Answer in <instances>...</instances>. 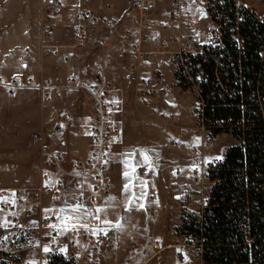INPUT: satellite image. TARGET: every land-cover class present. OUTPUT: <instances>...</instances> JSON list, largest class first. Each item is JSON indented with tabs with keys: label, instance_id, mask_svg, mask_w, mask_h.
Listing matches in <instances>:
<instances>
[{
	"label": "rangeland",
	"instance_id": "1",
	"mask_svg": "<svg viewBox=\"0 0 264 264\" xmlns=\"http://www.w3.org/2000/svg\"><path fill=\"white\" fill-rule=\"evenodd\" d=\"M61 1L65 12L54 15L53 0H0V74L13 76L29 72L63 76L78 74L85 63H97L104 67L113 82L112 98L117 106L115 123L119 137L112 153V188L110 193H105H109V197L118 195L120 199L116 204L102 199L100 207L127 209V237L120 234L111 241L113 233L106 228H98L103 222L101 220L112 221L108 220V210L97 215L92 202L84 208H77L76 191H70L67 196L66 217H60L52 208L58 198L45 196L42 200L45 212L54 214L61 225L64 220L67 226L68 255L75 256L87 246L84 236L79 238L82 239L80 246L72 245L70 231L73 225H84L90 216H95L98 224L94 234L104 243L81 264H204L200 256L202 248L186 245L176 228L184 211L197 208V201L191 199L196 193L195 186L200 192L211 186L207 179L200 185L196 184L193 165L201 170L202 163L212 160L220 155L221 149L229 147L231 138L220 135L216 141H211L192 131L197 127V120L192 115L197 91L175 87L168 63L153 61L142 63L139 71L135 69L126 44L125 32L129 25L126 20L116 25L107 22L85 24L78 46L81 54L79 63L65 62V48L60 46L76 42V35L80 32L79 12L86 8V1L91 8H97L101 0ZM112 1L115 14L122 16L133 0ZM239 1L246 2L264 21V0ZM188 2L194 10V29L205 36L210 24L206 8L201 0ZM157 68L162 70L156 73H159L160 84L166 92L158 98L144 101L137 90L138 75L149 76ZM150 83L155 85L153 79ZM55 105L44 101L33 91L14 95L0 92V197H12L13 193L14 196H30L31 190L40 185L46 169L43 146L63 151L67 170H70L72 159L89 155V125L80 102L76 101L78 111L74 126L63 135L55 132L51 122ZM162 108L174 117L160 116ZM185 129L188 132L184 133ZM36 134L42 136V141H34ZM140 167L145 172L143 178L136 172ZM87 182V188L82 191L90 196L92 178ZM71 185L67 188L70 189ZM125 185H128L127 191ZM155 241L158 245H154ZM185 256L188 258L186 262Z\"/></svg>",
	"mask_w": 264,
	"mask_h": 264
},
{
	"label": "built area",
	"instance_id": "2",
	"mask_svg": "<svg viewBox=\"0 0 264 264\" xmlns=\"http://www.w3.org/2000/svg\"><path fill=\"white\" fill-rule=\"evenodd\" d=\"M235 1L238 9L243 7L255 13L249 5ZM169 2L170 5L168 0H133L128 10L122 16H117L112 0H101L97 8H91L86 1V8L79 12L80 32L76 35V42L66 47L60 46L65 48L64 61L79 63L80 35L88 22L116 25L121 20H126L129 24L125 32L126 44L135 69L139 71L142 63H168L175 87L183 91H197L192 114L197 120V127L192 131L203 134L211 141H216L220 135H228L232 141L229 146L237 144L239 141L230 133H214V126L205 116L206 99L202 93L205 77L202 63H208L214 54L219 55V61L223 57L226 49L224 26H230L232 41L239 50H244L243 40L236 33L238 27L224 13L223 6L227 5V0H201L210 19L205 36L194 29V10L188 0ZM162 4H165L163 8L160 7ZM52 5V14L61 15L65 12L61 0H53ZM236 14L239 21L245 17L241 12ZM256 17L259 18L257 14ZM259 20L263 22L261 18ZM209 37L212 38L211 42H207ZM213 43L219 47H213ZM154 71L149 76L138 75L137 90L144 101L147 98H158L166 92V88L160 84L162 80L159 73H156L162 70L157 68ZM152 79L155 85H151ZM113 88V82L108 78L104 67L97 63H85L78 74L63 76L29 72L13 76L0 74V92L14 95L33 91L44 101L56 103L51 122L57 134L63 135L74 126L73 120L78 111L76 101H79L80 108L86 112L92 145L86 158L71 160L70 170L64 166L66 157L63 151L49 150L43 146V164L46 169L42 173L40 185L31 190L30 196L0 197L7 198L6 202L0 201V224L8 222L6 227L0 226V264H51L56 257L65 256L64 251H60L64 245L62 225L54 214L45 212L42 201L45 196L57 199L71 183L75 188L83 190L88 178H92V194L87 196L81 191L77 195L76 207L84 208L89 201L95 199V194L111 190L112 153L119 137L115 123L117 106L112 98ZM167 111L165 108L159 110L160 116L172 119L174 115ZM186 132L187 129L184 130ZM34 141H42V136L34 135ZM216 165L217 162L202 163L201 170L194 173L196 184L209 180V171ZM136 172L143 178L145 172L142 167L137 168ZM97 224V218L90 216L84 225H73V234L76 237H86L84 241L87 246L82 247L75 256L65 257L81 264L85 257L98 251L104 242L94 234ZM183 241L188 246L203 247L191 235L184 236ZM154 245H158V241ZM45 246L51 249L49 253L44 252Z\"/></svg>",
	"mask_w": 264,
	"mask_h": 264
},
{
	"label": "trees",
	"instance_id": "3",
	"mask_svg": "<svg viewBox=\"0 0 264 264\" xmlns=\"http://www.w3.org/2000/svg\"><path fill=\"white\" fill-rule=\"evenodd\" d=\"M244 50L224 26L226 49L202 63L205 116L214 133L239 142L209 171L213 182L200 212H183L176 232L202 244L204 264H264V21L235 0L223 6ZM237 12L245 15L239 21ZM51 264H76L59 256Z\"/></svg>",
	"mask_w": 264,
	"mask_h": 264
},
{
	"label": "crops",
	"instance_id": "4",
	"mask_svg": "<svg viewBox=\"0 0 264 264\" xmlns=\"http://www.w3.org/2000/svg\"><path fill=\"white\" fill-rule=\"evenodd\" d=\"M242 2L246 3L244 1H242ZM168 4L170 5L169 0H168ZM90 141H91V139H90ZM90 149H91V147H90ZM225 152H226V150L221 149L220 155H217V156H222L224 158ZM87 183L88 182H86L85 187L88 186ZM210 183L212 186L213 182L210 181ZM90 185H92V184H90ZM211 186L208 188V190L206 188H203V191H201V192L199 191L200 189H198V187L195 186L196 187L195 188L196 193L191 197V199H193L194 201H197V204H195L197 208H191L192 210H190V212H200L203 209V207H205L207 205L208 198H209V191H210ZM85 187H84V191H85ZM70 191H76L75 194L78 195L82 190L75 188L73 185H71L70 189L69 188L65 189L63 195L58 198V202H55V206L52 205V208L54 210H56L58 215L60 214V217H63V216L66 217L65 216V209L67 208L66 207V205H67L66 201H67V196H69V194H70L69 193ZM109 193H107V194L106 193L95 194V199L93 201L92 200L91 201H92V208H95V210L97 208L96 214L100 213V211L105 213V210H108V213H110L107 216L109 217L108 220H112V221L107 222L103 219V220H101V222L103 221L102 224L99 225L98 228H100V229L106 228V229H108V231L112 232L113 234H112V236H110L111 237L110 240L112 241V240L118 238V236H120V234L122 235L123 238L127 237V211H126L127 209L125 207L123 209L122 208L105 209L104 207H100L102 199L104 201L106 199H107V201L108 200L113 201V203H115V204L119 201L120 197L118 195L117 196L111 195L109 197L108 196ZM103 195H104V198L102 197ZM105 195H106V197H105ZM61 201H65V202H61ZM91 201H89V202H91ZM126 205H127V203H126ZM195 205H194V207H195ZM97 215H99V214H97ZM104 215H106V214H104ZM112 216H114V219L112 218ZM62 221H63V225H62V229H61V234H62L63 242H64L63 249L65 250L64 251L65 256H69L68 252H67L68 243L66 241V234H67L66 228H67V226H66V224H64V220H62ZM117 223H119L121 225V227L118 229L116 228ZM80 237L81 236L76 237L73 234L72 229H71L70 240H71L73 246H76V245L80 246L81 245L80 242H82V239H79Z\"/></svg>",
	"mask_w": 264,
	"mask_h": 264
},
{
	"label": "snow or ice",
	"instance_id": "5",
	"mask_svg": "<svg viewBox=\"0 0 264 264\" xmlns=\"http://www.w3.org/2000/svg\"><path fill=\"white\" fill-rule=\"evenodd\" d=\"M197 11H201L202 12V10H200V9H197ZM203 14V13H202ZM211 37H209L208 38V41L207 42H211ZM212 46L213 47H219V45H216V44H212ZM261 55H264V53H262ZM223 159V157L222 156H216V157H213L212 158V160H210V161H206V163H213V162H218V161H221ZM198 167L199 166H197V165H193V170L194 171H196V170H198ZM125 176H127L128 174L127 173H125L124 174ZM127 189H128V185H125V191H127ZM15 195V193H13V196ZM0 201H3V202H6L7 201V198H0ZM13 203H15V201H12ZM141 207H143V206H141ZM7 221H4L2 224H0V226H2V227H6L7 226ZM121 227V225L119 224V223H117L116 224V228L118 229V228H120ZM105 235H107V233L105 232L104 233ZM51 251V249L48 247V246H45L44 247V252H46V253H49ZM60 251L61 252H63V251H65L64 249H60ZM177 251H180L179 249H177ZM187 257L185 256L184 257V261L186 262L187 261Z\"/></svg>",
	"mask_w": 264,
	"mask_h": 264
}]
</instances>
